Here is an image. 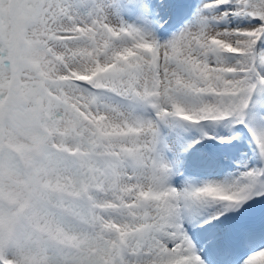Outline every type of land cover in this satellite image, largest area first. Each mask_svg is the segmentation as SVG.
I'll use <instances>...</instances> for the list:
<instances>
[{"label": "snow or ice", "instance_id": "1", "mask_svg": "<svg viewBox=\"0 0 264 264\" xmlns=\"http://www.w3.org/2000/svg\"><path fill=\"white\" fill-rule=\"evenodd\" d=\"M0 264H264V0H0Z\"/></svg>", "mask_w": 264, "mask_h": 264}]
</instances>
